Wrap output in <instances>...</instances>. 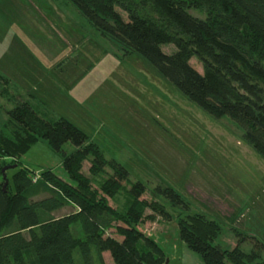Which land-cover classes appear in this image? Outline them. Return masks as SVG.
I'll return each mask as SVG.
<instances>
[{
    "label": "rangeland",
    "instance_id": "rangeland-1",
    "mask_svg": "<svg viewBox=\"0 0 264 264\" xmlns=\"http://www.w3.org/2000/svg\"><path fill=\"white\" fill-rule=\"evenodd\" d=\"M191 14L205 20L209 12ZM162 50L176 52L174 46ZM191 64L203 73L197 58ZM21 100L48 122L69 121L108 161L129 171L130 182L109 201L120 213L130 206L132 184L142 182L148 188L147 200L155 188L171 187L191 204V215L203 214L220 224L214 246L232 251L240 244L249 254L254 247L249 238L264 241V160L244 141L241 127L227 117L208 115L140 55H126L67 0H0V133L9 138L19 130L9 122L8 112ZM75 150L71 143L64 146L68 155ZM92 160L84 163L88 177ZM19 161L36 173V181L52 171L74 184L62 154L43 139L35 140L20 160L0 161L8 182L13 183ZM112 174L107 167L93 177V188L99 190ZM46 197L37 194L33 200ZM161 202L172 221L157 218L140 231L157 242L169 264H204L180 238V217L187 213ZM76 211L70 206L53 216ZM108 236L122 240L114 230ZM104 257L106 264H114L109 253Z\"/></svg>",
    "mask_w": 264,
    "mask_h": 264
},
{
    "label": "trees",
    "instance_id": "trees-1",
    "mask_svg": "<svg viewBox=\"0 0 264 264\" xmlns=\"http://www.w3.org/2000/svg\"><path fill=\"white\" fill-rule=\"evenodd\" d=\"M67 1L126 55H140L208 115L227 117L241 127L244 141L264 160V0ZM199 9L209 12L207 19L191 14ZM164 46H174L176 52L167 55ZM194 58L203 73L192 66ZM8 118L19 132L11 138L0 133V161L20 160L35 140L43 139L62 154L74 184L52 171L36 181V173L19 161L13 183L5 188V165L0 162V264H106L107 253L114 264H166L164 251L139 229L157 218L172 221L162 200L187 213L180 217V238L204 264H264V241L256 238H249L254 243L249 254L240 244L232 251L214 246L220 224L203 214L191 215V204L171 187L155 188L147 200L148 188L142 182L132 184L129 208L124 214L115 210L109 201L130 182L129 171L108 161L69 121L48 122L23 100ZM68 143L76 148L70 155L64 152ZM90 157L88 177L83 168ZM107 167L113 174L94 189L92 178ZM37 194L49 197L34 201ZM70 206L77 211L53 216ZM112 230L122 240L108 236Z\"/></svg>",
    "mask_w": 264,
    "mask_h": 264
},
{
    "label": "water",
    "instance_id": "water-1",
    "mask_svg": "<svg viewBox=\"0 0 264 264\" xmlns=\"http://www.w3.org/2000/svg\"><path fill=\"white\" fill-rule=\"evenodd\" d=\"M5 172H6V169L3 171V174H4V180L6 181L5 183V188L8 186L9 182H8V178L7 176L5 175ZM166 264H169V261L167 260Z\"/></svg>",
    "mask_w": 264,
    "mask_h": 264
},
{
    "label": "crops",
    "instance_id": "crops-1",
    "mask_svg": "<svg viewBox=\"0 0 264 264\" xmlns=\"http://www.w3.org/2000/svg\"><path fill=\"white\" fill-rule=\"evenodd\" d=\"M190 193H191V190H190Z\"/></svg>",
    "mask_w": 264,
    "mask_h": 264
}]
</instances>
